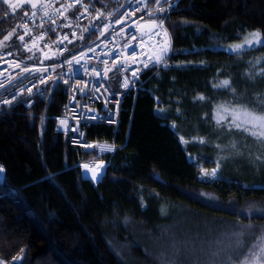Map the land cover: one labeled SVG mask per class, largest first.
Returning <instances> with one entry per match:
<instances>
[{
    "label": "trees",
    "instance_id": "obj_1",
    "mask_svg": "<svg viewBox=\"0 0 264 264\" xmlns=\"http://www.w3.org/2000/svg\"><path fill=\"white\" fill-rule=\"evenodd\" d=\"M85 1L91 16L70 50L93 39L128 0ZM146 7L151 17L166 13L172 51L165 66L142 72L135 94H124L116 126L87 127L89 139L115 143L112 155L81 151L54 131L66 94L59 81L43 85L31 106L17 103L0 111L4 264H160L155 255L163 254L171 256L165 263L182 264L193 254H171V248L190 241L204 249L202 236L212 223L240 231L244 247L260 236L255 228L248 235L239 226H264L263 212L241 211L264 208V178L260 184L233 174L200 179L199 165L211 161L190 159L181 136H208L232 91L244 96L242 107L262 114L257 105L264 104V77L256 73L264 68V44L239 51L221 46L252 31L264 37V0H146ZM29 8L13 11L0 0V39L14 27L18 33ZM92 17L97 19L90 26ZM13 45L0 49L25 62L47 61L41 48L26 53L18 42ZM224 80L231 87H214ZM106 161L99 181L82 178L81 163Z\"/></svg>",
    "mask_w": 264,
    "mask_h": 264
},
{
    "label": "built area",
    "instance_id": "obj_2",
    "mask_svg": "<svg viewBox=\"0 0 264 264\" xmlns=\"http://www.w3.org/2000/svg\"><path fill=\"white\" fill-rule=\"evenodd\" d=\"M150 11L146 0H128L93 39L70 50L69 44L91 16L86 1L42 0L30 7L19 21L20 37H24H19L20 47L26 53L41 48L47 61L25 62L10 50L0 49V111L17 103L31 106L43 85L59 81L65 84L66 94L54 116V131L81 151L112 155L115 143L89 139L87 127L116 126L124 94H135L142 86V72L165 66L171 55L166 13L151 17ZM157 57L162 58L157 62ZM145 63L150 66L145 68ZM108 164L100 166L105 169ZM3 179L4 171L0 172V182Z\"/></svg>",
    "mask_w": 264,
    "mask_h": 264
},
{
    "label": "rangeland",
    "instance_id": "obj_3",
    "mask_svg": "<svg viewBox=\"0 0 264 264\" xmlns=\"http://www.w3.org/2000/svg\"><path fill=\"white\" fill-rule=\"evenodd\" d=\"M42 0H10L9 4H6V6L12 10L10 7L11 4H18L20 5L18 8H21L22 6H29L32 7V4H38ZM16 8V9H18ZM19 28V23H18ZM11 33L9 39L5 40V36H9ZM252 33H259L258 31H252L248 34H246L241 40L232 42L229 44H225L221 46V48L233 51L232 49H235L238 44H244V48L249 47L245 41L247 39H255L251 34ZM20 28L17 33V29L14 27L12 30H8L6 35H3V37L0 39V48H12L14 46V42H18V45L20 46ZM15 39V40H13ZM14 41V42H13ZM259 43H255L254 45H257ZM242 50V49H241ZM244 96H241L240 94L236 92H230V99L229 103H223L220 104L219 107V116H223L224 119L220 121L219 125L217 124L218 114L215 116V121L212 124V131L209 133L208 136H203L199 133L194 134V136L190 138H183L182 143L187 144L190 149L188 151V157L190 159L195 158L196 156H204L207 157L208 161H211L210 166H204L199 165V178L203 180H213L216 178V175H242L245 176L248 180H251L252 183H255L254 180L257 182L256 184H260L261 180L259 178H264V145H261L258 143L255 137L249 135L248 133L243 132L242 130H237L234 127L231 129V132L229 131V125L232 124L234 115L233 113L237 109H243L245 107H242L240 103L242 102ZM225 109H228V111H225ZM247 110L251 111L248 107ZM239 122V121H237ZM248 127H251L250 125ZM204 140V143H201L200 141ZM188 141V142H185ZM235 143L237 148L239 149L240 153L242 154H235L232 151H230V146ZM219 145L220 147H217ZM257 157H260L261 159H257ZM217 164H219V169L215 176H212V170L217 167ZM207 172L208 176L206 178H202V173ZM228 175V176H229ZM241 183L247 184L249 181L240 179ZM252 206H250L251 208ZM249 207L245 210L242 209L241 211L253 215L258 214L260 212L264 213V208H258L254 207L250 209ZM252 225V228H255L259 230V233L262 230H264V226L255 225L254 224H245L239 226L242 230L246 231L245 234L249 235L253 233L255 234L254 230L248 229L247 226ZM211 229L208 234H205L202 236L204 240L202 241L204 245V249H200L198 244H191L190 241H186L184 243L180 244V248L175 250V248H171L170 253L171 254H178L179 251L185 253H190L195 255L194 253H197L198 255H195V257L188 256L185 258L188 260V262H184L182 264H224V262L227 260V257L229 255H234L238 259H242L245 254L248 253V250L253 246L254 243H251L250 246H246L242 249H237L236 252L233 254L232 252L224 251L221 252V255L218 257H214L213 254L221 251V247L223 246L225 249H227L228 246V237L231 236L232 233H239L240 231L227 228L226 225L223 223L214 224L212 223L210 225ZM261 235V234H260ZM194 238H197V236H193ZM186 243V244H185ZM233 245H235V241L233 240ZM256 243V242H255ZM188 244H190L188 246ZM167 246V245H166ZM168 248V247H167ZM183 254V255H184ZM157 259L160 260V264H167L165 261H163L166 258H170L171 256H166L163 254L162 256H156ZM191 258L193 259L191 261ZM238 259L233 260V264H238ZM162 260V262H161ZM169 264H175V263H169Z\"/></svg>",
    "mask_w": 264,
    "mask_h": 264
},
{
    "label": "snow or ice",
    "instance_id": "obj_4",
    "mask_svg": "<svg viewBox=\"0 0 264 264\" xmlns=\"http://www.w3.org/2000/svg\"><path fill=\"white\" fill-rule=\"evenodd\" d=\"M27 2V0H25ZM3 3L9 4L10 0H3ZM161 3V0H156V4L159 5ZM20 5L18 4H11L10 7L13 11L16 10ZM32 7H36L35 4H32ZM69 7H72L71 5ZM140 9L137 8L136 11H139ZM158 11H165L164 8H158ZM27 15V13H25ZM11 33L9 36H5L4 39H9ZM255 39H247L245 43L251 47L254 46L255 43L264 44V37L261 36L259 33H252L251 34ZM21 40L24 39L23 36L20 37ZM244 44H238L235 49H232L233 51H239L243 49ZM163 55V52H162ZM162 57H157L156 61L158 62ZM151 59V58H150ZM150 66L149 63H145L144 67L148 68ZM27 71V69H26ZM139 69L133 72V76L137 75V72ZM256 75L260 77H264V68H261L259 73H256ZM251 78V77H250ZM127 86V85H125ZM214 87H223V88H229L231 87L229 80L222 81L219 85H214ZM196 99L204 100L206 99L204 96H198ZM262 100H264V97H261ZM258 108L261 109L262 114H257L255 111H249L247 108L243 109H237L233 115L234 119L231 125H229V131L231 132V129L234 127L237 130H242L245 133H248L249 135L256 138L259 144L264 145V104H258ZM179 111V109H177ZM225 111H228V109H225ZM224 119L223 116H219L217 119V124L219 125L220 121ZM239 121V122H237ZM251 127H248V126ZM183 140V138H181ZM188 142V141H185ZM201 143H204V140L200 141ZM87 147H94V145H88ZM217 147H220L217 145ZM110 150V149H106ZM230 151H232L235 154H242L240 153L239 149L237 148L236 144L233 143L230 146ZM257 159H261L260 157H257ZM88 166L85 165V168ZM219 169V164H217V167L212 170L211 175L215 176L217 171ZM4 168L3 166H0V172H3ZM202 178H206L208 176L207 172H203ZM253 226L248 225L247 228L251 229ZM233 240L235 241V245H233ZM228 246L227 249H225L223 246L221 247V251H218L213 254L214 257H218L221 255V252L228 251L232 252L233 254L236 252L237 249H242L244 247L243 241L240 239V233H232L231 236L228 237ZM24 249H21V252H23ZM21 259L20 256L13 257V260ZM238 259L234 255H229L227 257V260L224 262V264H233V260ZM0 264H4L3 260H0ZM8 264H11V261L8 262ZM238 264H264V230H262V233L260 236L257 237L256 243L253 244V246L248 250V253L243 256L242 259H238Z\"/></svg>",
    "mask_w": 264,
    "mask_h": 264
},
{
    "label": "water",
    "instance_id": "obj_5",
    "mask_svg": "<svg viewBox=\"0 0 264 264\" xmlns=\"http://www.w3.org/2000/svg\"><path fill=\"white\" fill-rule=\"evenodd\" d=\"M95 19H97V17L91 18L90 26H93ZM85 165H87L88 167L85 168ZM81 173H82L83 179L96 182V181H99L101 177L103 176L104 169L101 167L92 166L89 163L84 162L81 164Z\"/></svg>",
    "mask_w": 264,
    "mask_h": 264
}]
</instances>
